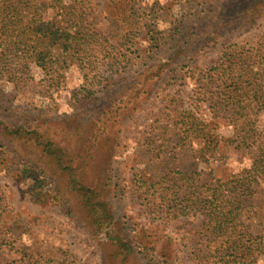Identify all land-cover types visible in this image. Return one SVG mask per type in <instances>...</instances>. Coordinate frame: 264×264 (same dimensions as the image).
<instances>
[{
	"label": "trees",
	"instance_id": "16d2710c",
	"mask_svg": "<svg viewBox=\"0 0 264 264\" xmlns=\"http://www.w3.org/2000/svg\"><path fill=\"white\" fill-rule=\"evenodd\" d=\"M89 6L90 0H0L1 108L29 85L27 77L33 79L34 67L39 71L38 93L49 97L65 89L76 71L83 79L70 91V119L43 124L42 135L53 134L44 138L46 147L37 143L39 147L29 150L21 129L10 130L0 120L4 136L22 139L18 146L24 158L33 151L34 159L26 158L15 169L19 181L34 202L61 203L69 221L96 241L104 264H137L132 244L119 235L106 197L111 176L88 178L89 171L101 153L107 154L105 159L117 155L119 141L107 133L112 123L139 110L141 101L157 103L159 97L162 101L171 80L179 85L190 80L195 104L185 107L181 94H168L163 112L179 131L177 146L193 151L201 163L215 160L220 147L232 146L245 152L249 165L221 179L210 172L185 170L158 152L163 165L159 162L152 172H142L143 209L164 222L188 211L201 213L206 264H261L264 229L253 234L242 219L251 215L264 184V33L255 42L225 45L207 68H200L195 59L207 43L237 39L257 25L264 19V0H224L219 8L212 4L200 28L191 26L186 11L165 20L157 10L166 6L154 0L133 16L140 18L142 34L152 41L145 49L132 42L130 29L120 35L123 44L110 43V37L93 28ZM6 83H11L8 90ZM54 124L62 126L51 130ZM61 138L68 139V145L74 141L72 157ZM9 151L0 143V161ZM102 227L104 234L99 235ZM178 235L175 232L166 241L153 236L148 242L140 240L136 251L147 264H179L167 249ZM12 244L0 232V264H11L6 253ZM21 248L27 251L26 246ZM32 263L62 262H43L39 257Z\"/></svg>",
	"mask_w": 264,
	"mask_h": 264
},
{
	"label": "rangeland",
	"instance_id": "374dc122",
	"mask_svg": "<svg viewBox=\"0 0 264 264\" xmlns=\"http://www.w3.org/2000/svg\"><path fill=\"white\" fill-rule=\"evenodd\" d=\"M153 1L90 0L88 11L92 17L93 28L99 29L103 36L110 37V43L115 46L124 43L120 35L123 30L130 29L132 42L134 44L138 42L142 49L149 48L152 41L142 34L145 27L139 21L140 18L136 20L133 16L136 15L134 12H143V6ZM205 1L207 3H203V0H159L166 7L157 11L167 21L177 19L186 11V14L191 15L189 17L191 26L200 28L207 20L204 17L205 10L212 4L217 8L224 4V0ZM133 19L137 23H134ZM164 28V25L159 26V29ZM261 33H264V19L237 39L220 38L207 43L197 53L195 60L200 68H207L219 56L225 45L234 41L255 42ZM31 74L33 79L27 77L26 81L29 85L17 90V94L5 107H0V120L4 125L9 124L10 130L12 126L21 129L26 135L23 139H26L29 150L38 146L37 143L46 147L44 138L46 136L52 138L53 134L42 135L44 123L54 119H70L73 109L70 91L83 80L76 71L69 76L65 89L49 97L46 93H38L39 88L36 85L39 71L34 67L30 76ZM9 84L6 83V90L10 88L11 83ZM192 84L190 80L186 85H179V81L173 83L171 80L162 101H159L160 97L157 103L154 100L141 101L139 110L130 114L128 112L118 122L112 123L107 133L119 141L117 155L112 156V159L109 155L110 157L105 159L107 154L101 153L89 171L88 178L97 176L103 179L106 173L111 176L112 182L106 187V197L111 205L119 235L132 244L136 257L133 260L137 264L147 263L138 255L136 242L140 240L148 242L152 236L166 241L172 238L175 232H179V235L176 239H171L167 249L178 258V263L206 264L203 251L206 248L207 235L201 213L188 211L178 219L164 222L158 218L153 219L150 212L143 209V201L139 197L145 188L141 184L142 172H152V168L158 166L159 162L163 165L165 161L160 159V156L156 157L158 152L166 153L170 160L174 158V162L185 170H195L202 174L210 172L221 179L230 178L249 165V157L245 152L232 146L220 147L216 159L211 163H201L193 151L177 146L179 131L164 117L165 102L168 94L169 96L181 94L184 106L191 107L195 104L191 92ZM123 99L127 100L128 97L124 96ZM54 126L49 128L54 130L62 125ZM32 129L34 131L30 134ZM1 130L2 128L0 139L3 142L0 143L7 144L10 151L7 152L6 158L0 161V232L7 241L13 242L10 245V254L6 253L12 261L11 264H33L32 260L39 257L43 262L59 260L61 264H104L102 252L96 241L69 221L61 203L58 201L36 203L29 196L27 186L19 181L15 169L18 163L25 161L26 158L33 160V151H29L30 155L24 158V151L20 150L18 143L22 139L17 141L16 135L4 136ZM61 139L65 149L69 147L72 157L74 141L71 140L68 145V139ZM170 160L166 161L171 163ZM254 204L255 207L250 210L251 215L246 216L247 218L244 215L242 221L247 231L259 234L264 229V184H261V192L256 196ZM103 228L99 229V235L104 234ZM21 246H26L27 251L24 252ZM260 263L264 264V259Z\"/></svg>",
	"mask_w": 264,
	"mask_h": 264
}]
</instances>
